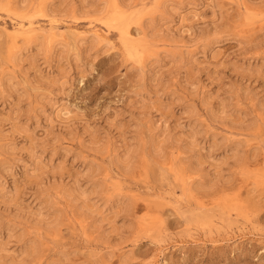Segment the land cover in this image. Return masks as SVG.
Returning a JSON list of instances; mask_svg holds the SVG:
<instances>
[{"label":"rangeland","instance_id":"obj_1","mask_svg":"<svg viewBox=\"0 0 264 264\" xmlns=\"http://www.w3.org/2000/svg\"><path fill=\"white\" fill-rule=\"evenodd\" d=\"M20 1L0 264H264V0Z\"/></svg>","mask_w":264,"mask_h":264},{"label":"bare ground","instance_id":"obj_2","mask_svg":"<svg viewBox=\"0 0 264 264\" xmlns=\"http://www.w3.org/2000/svg\"><path fill=\"white\" fill-rule=\"evenodd\" d=\"M13 1V0H12ZM115 1H117V0H115ZM21 3H19V5H17V6H15V4H16V2H15V4L13 3V5L16 7V8H12V6H10L11 7V9L13 10V9H15L16 11H17V9H18V11H25L27 8H29V6H31L30 4H31V0H23V1H20ZM45 2V1H44ZM43 2V3H44ZM42 4V3H41ZM45 4H46V2H45ZM164 4V3H163ZM126 5V4H125ZM128 5V4H127ZM123 6V5H122ZM43 7H44V4H43ZM42 7V8H43ZM2 8V7H1ZM9 8V7H8ZM41 8V7H40ZM42 8H41V10H42ZM46 8V7H45ZM44 8V9H45ZM116 8V7H115ZM10 9V8H9ZM10 9V10H11ZM43 9V10H44ZM3 10V9H2ZM42 10V11H43ZM45 10H47V9H45ZM30 11V10H29ZM61 11V10H60ZM122 11V10H121ZM44 12V11H43ZM50 12V11H49ZM54 11H52V13H53ZM56 12V11H55ZM46 13V12H45ZM51 13V14H52ZM60 13V12H59ZM58 13V14H59ZM62 13L63 12H61V15H62ZM73 13V12H72ZM77 13V12H76ZM122 13H123V11H122ZM5 14V13H4ZM25 14V13H24ZM23 13H20V16H23L24 15ZM42 14V13H41ZM49 13L47 12V14H44V15H48ZM78 14V13H77ZM19 15V14H18ZM54 15H56V14H54ZM53 15V16H54ZM61 15H60V17H61ZM119 15V14H118ZM12 16V15H11ZM17 16V15H16ZM27 17V16H26ZM47 17H49V16H47ZM54 17H56V16H54ZM57 17H58V15H57ZM28 18V17H27ZM41 18V17H40ZM29 19V18H28ZM31 19V18H30ZM29 19V20H30ZM53 19V18H52ZM55 19V18H54ZM23 20V19H22ZM46 20V19H45ZM19 21V20H18ZM26 21V20H25ZM31 21V20H30ZM29 21V22H30ZM22 23H24V22H22ZM27 23H28V20H27ZM33 23V22H32ZM57 24V23H56ZM59 24V23H58ZM20 25H21V23H20ZM28 25H29V23H28ZM52 25V24H51ZM19 26V25H18ZM30 26H31V24H30ZM28 27V26H27ZM30 28H32V29H35L34 27H30ZM29 28V29H30ZM18 29V28H17ZM23 28H21L20 30H22ZM26 29V28H25ZM31 29V30H32ZM55 29V28H54ZM19 30V29H18ZM27 30V29H26ZM56 30V29H55ZM55 30H53V32L55 31ZM23 31V30H22ZM25 31V30H24ZM51 31V30H50ZM49 31V32H50ZM27 32V31H26ZM33 32V31H32ZM56 32V31H55ZM28 33V32H27ZM46 33V32H45ZM96 33V32H95ZM34 34V33H33ZM31 35L30 36V32H29V38H28V36H27V38L24 40V45H27V44H32V43H35V44H37L36 42H38V43H40V45H44V40L43 39H41L38 35L40 34V33H36V34H34V35ZM41 34H42V32H41ZM97 34H98V30H97ZM100 34V33H99ZM16 35V34H15ZM14 35V36H15ZM18 35V34H17ZM43 35V34H42ZM41 35V37H43ZM49 35V34H48ZM96 35V34H95ZM19 36V35H18ZM45 36V35H44ZM58 36H59V33H58ZM93 36H94V33H93ZM100 36V35H99ZM72 37V36H71ZM94 37H96V36H94ZM60 38V37H59ZM14 39H15V37H14ZM44 39H46L47 40V43H48V41L50 42V45L52 44H54V43H56L57 42V35L55 34V33H51L49 36H47V38L45 37ZM64 39V38H63ZM70 39V38H69ZM94 39V38H93ZM60 40V42L59 43H61V39H59ZM12 41V43H10V45H9V49H8V55H7V59H5V60H3V66H4V61H5V63H6V60L8 61V63L9 62H11V65H12V62H14V60L16 61V60H18V58L17 57H19V55L17 56V52L15 51V47L16 46H14V44H16V43H14V40L12 39L11 40ZM46 42V41H45ZM65 42V41H64ZM43 43V44H42ZM58 43V44H59ZM63 43V42H62ZM57 44V43H56ZM17 45V44H16ZM23 45V44H22ZM39 45V44H38ZM39 45V46H40ZM46 46H47V44H45ZM21 46V45H20ZM28 46V45H27ZM32 46V45H31ZM134 46H136V44L134 45ZM25 47V46H24ZM42 47V46H41ZM51 47V46H50ZM49 47V48H50ZM54 47V46H53ZM16 48H18V46L16 47ZM26 48V47H25ZM24 48V49H25ZM39 48V47H38ZM46 48V47H45ZM52 48V47H51ZM133 48H136V47H133ZM41 49V48H40ZM43 50H44V48H42ZM137 49V48H136ZM18 50V49H17ZM21 51V50H20ZM22 52V51H21ZM46 52H47V48H46ZM49 52H50V50H49ZM134 52H136V51H134ZM133 52V53H134ZM132 53V54H133ZM137 53V52H136ZM140 53V52H139ZM48 54V53H47ZM22 56V55H21ZM6 58V57H5ZM139 58H140V56H139ZM138 58V59H139ZM15 63V66H16V62H14ZM14 63H13V66H14ZM7 66H8V64H6ZM1 66V65H0ZM3 66H1V67H3ZM0 67V68H1ZM5 70L4 68H1V70ZM0 70V71H1ZM6 71V70H5ZM5 71H3V72H0V86L3 84V82H5L4 84H9L11 81H12V79L13 78H15L11 73H6ZM8 71H10V70H8ZM1 73H2V75H1ZM188 186V185H187ZM191 186V185H190ZM120 187V186H119ZM243 236V235H242ZM164 248V247H163ZM158 255V254H157ZM153 259H155V258H153Z\"/></svg>","mask_w":264,"mask_h":264}]
</instances>
